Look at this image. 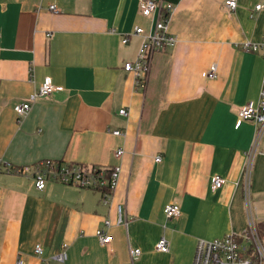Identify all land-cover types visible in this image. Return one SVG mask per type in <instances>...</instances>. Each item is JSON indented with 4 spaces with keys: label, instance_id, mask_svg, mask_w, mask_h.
<instances>
[{
    "label": "crops",
    "instance_id": "crops-1",
    "mask_svg": "<svg viewBox=\"0 0 264 264\" xmlns=\"http://www.w3.org/2000/svg\"><path fill=\"white\" fill-rule=\"evenodd\" d=\"M163 1L175 5L170 26L179 41L152 55L146 88L137 89L124 63L142 37L122 40L136 26L151 31L157 17L143 15L140 0H0V159L120 166L107 202L92 189L55 181L39 189L32 177L0 173V264L18 256L26 264H193L200 239L248 229L242 174L256 125L238 113L261 93L264 55L244 42L264 38V0H237L234 11L225 0ZM213 64L217 77L203 76ZM46 77L63 90L39 96L18 121L15 105ZM214 175L226 179L217 190ZM250 191L259 223L264 154ZM169 203L180 216L166 217ZM119 205L127 225L118 223ZM99 228L113 236L110 247ZM163 235L166 253L156 249ZM63 243L61 263L53 256Z\"/></svg>",
    "mask_w": 264,
    "mask_h": 264
},
{
    "label": "built area",
    "instance_id": "built-area-1",
    "mask_svg": "<svg viewBox=\"0 0 264 264\" xmlns=\"http://www.w3.org/2000/svg\"><path fill=\"white\" fill-rule=\"evenodd\" d=\"M224 5L230 11L237 7V0H225ZM262 8L259 3L256 10ZM50 10L57 11L55 4L50 5ZM140 10L147 17H156L151 31L146 32L144 27L136 26L133 33L124 35L123 43L129 42L132 35L142 37L138 54L135 59L126 61L124 69L131 72L135 77L137 89H145L150 71L152 55L155 52L165 51L178 43V35L171 29V19L175 13V5L163 0H140ZM244 48L251 51L262 50L264 55V38L257 43L244 42ZM209 78L217 77V65L213 64L210 69L203 73ZM63 86L54 84L50 77H46L41 87L29 95V97L18 102L14 109L21 121L31 110L34 102L39 96L50 95L60 92ZM120 113L128 115L126 109H121ZM249 120L255 123L256 130L254 142L251 149L246 153V162L242 174L243 189L247 211L249 213V226L243 233L226 234L223 237L206 240L200 239L197 243L193 264H264V239L261 237L257 221L253 217V206L251 196L252 172L256 156L264 152L259 151L261 141L264 139V77L262 81L261 93L258 100L248 101L238 113V121ZM114 134H122L121 130H114ZM123 154L122 149L115 151L116 156ZM161 161V156L156 158ZM14 173L32 177L39 189H44L48 182L55 181L63 184L76 185L81 188H88L98 192L102 201L107 202L112 195L119 177L120 166L118 165H89V164H63L54 160H41L35 163L22 166H15L5 163L0 159V173ZM226 179L221 175H214L211 179V188L217 190L225 184ZM168 219L181 215V207L176 203H169L164 208ZM118 223L127 225V218L121 205L118 206ZM106 227L111 226L109 219L104 220ZM99 241L103 245L110 247L113 236L104 228L97 230ZM169 241L165 235L161 236L156 243V249L160 252L169 251ZM68 243H63L59 253L53 259L64 263L68 259ZM37 255L43 254V246L37 244L35 247ZM132 257L141 254L139 248L130 249ZM15 264H26L21 256H18Z\"/></svg>",
    "mask_w": 264,
    "mask_h": 264
},
{
    "label": "trees",
    "instance_id": "trees-1",
    "mask_svg": "<svg viewBox=\"0 0 264 264\" xmlns=\"http://www.w3.org/2000/svg\"><path fill=\"white\" fill-rule=\"evenodd\" d=\"M61 163V162H60ZM261 237L264 239V221L257 223Z\"/></svg>",
    "mask_w": 264,
    "mask_h": 264
},
{
    "label": "rangeland",
    "instance_id": "rangeland-1",
    "mask_svg": "<svg viewBox=\"0 0 264 264\" xmlns=\"http://www.w3.org/2000/svg\"><path fill=\"white\" fill-rule=\"evenodd\" d=\"M253 200H254V198H253ZM258 207H259V211L257 213H258L259 217L257 219L259 220L260 216H262L264 214V204L263 205H258Z\"/></svg>",
    "mask_w": 264,
    "mask_h": 264
}]
</instances>
